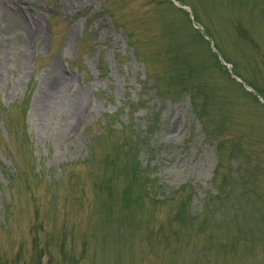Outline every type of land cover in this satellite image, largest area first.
Here are the masks:
<instances>
[{"label":"rangeland","instance_id":"rangeland-1","mask_svg":"<svg viewBox=\"0 0 264 264\" xmlns=\"http://www.w3.org/2000/svg\"><path fill=\"white\" fill-rule=\"evenodd\" d=\"M0 264H264V0H0Z\"/></svg>","mask_w":264,"mask_h":264},{"label":"bare ground","instance_id":"bare-ground-1","mask_svg":"<svg viewBox=\"0 0 264 264\" xmlns=\"http://www.w3.org/2000/svg\"><path fill=\"white\" fill-rule=\"evenodd\" d=\"M59 93H60V91L57 90L56 88H55L54 91L50 92L49 95H48V97H47L46 100L44 101L45 105H46V106L49 105V104L54 100V98H55L57 95H59Z\"/></svg>","mask_w":264,"mask_h":264}]
</instances>
